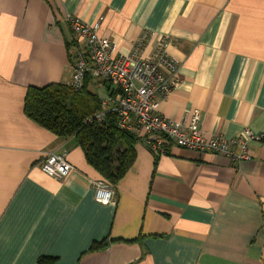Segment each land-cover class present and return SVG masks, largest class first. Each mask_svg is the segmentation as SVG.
I'll return each instance as SVG.
<instances>
[{
    "label": "crops",
    "instance_id": "obj_1",
    "mask_svg": "<svg viewBox=\"0 0 264 264\" xmlns=\"http://www.w3.org/2000/svg\"><path fill=\"white\" fill-rule=\"evenodd\" d=\"M71 16H104L100 34L124 53L143 32L170 40L180 84L160 105L168 118L197 109L208 137L264 133V0H0V264H264V139L241 161L173 144L155 156L139 140L103 204L76 139L25 115L28 87L69 85ZM51 151L73 165L64 179L41 168Z\"/></svg>",
    "mask_w": 264,
    "mask_h": 264
},
{
    "label": "built area",
    "instance_id": "obj_2",
    "mask_svg": "<svg viewBox=\"0 0 264 264\" xmlns=\"http://www.w3.org/2000/svg\"><path fill=\"white\" fill-rule=\"evenodd\" d=\"M104 16L87 22L71 16L70 27L76 45L71 58L69 86L80 91L88 73L104 81L109 93L100 99L101 109L85 119L86 124L103 125L110 113L117 116L118 128L144 142L155 156L170 152L168 144L198 152H214L233 161L251 158V141L264 139V133L245 129L234 138L222 134L208 137L202 130L201 111L185 110L182 119L173 120L160 112V105L178 87L179 61L168 53L170 40L165 36L143 32L129 52L119 50L118 43L100 34ZM151 53L146 48L153 43ZM42 170L64 179L73 170L67 155L49 152L41 163ZM95 196L103 204L115 201L112 184L94 181Z\"/></svg>",
    "mask_w": 264,
    "mask_h": 264
},
{
    "label": "trees",
    "instance_id": "obj_3",
    "mask_svg": "<svg viewBox=\"0 0 264 264\" xmlns=\"http://www.w3.org/2000/svg\"><path fill=\"white\" fill-rule=\"evenodd\" d=\"M92 80L88 73L80 91L64 83L30 86L25 95L24 113L58 137L75 138L101 179L116 187L135 161V145L139 140L118 128L114 113L108 114L101 126L85 123L88 116L101 109L98 94L89 88ZM107 245V240L95 242L90 251L104 249ZM56 259L41 256L37 264H54Z\"/></svg>",
    "mask_w": 264,
    "mask_h": 264
}]
</instances>
